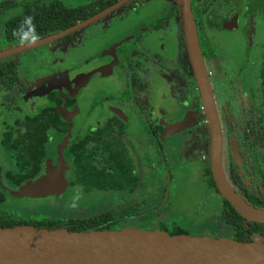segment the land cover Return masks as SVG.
I'll use <instances>...</instances> for the list:
<instances>
[{"label": "flooded vegetation", "instance_id": "flooded-vegetation-1", "mask_svg": "<svg viewBox=\"0 0 264 264\" xmlns=\"http://www.w3.org/2000/svg\"><path fill=\"white\" fill-rule=\"evenodd\" d=\"M133 1H130L126 5H129ZM138 1L142 2L141 0ZM146 1L147 4L140 5L144 7V10L148 7H151L152 9V3L155 0ZM195 2L199 8H201L202 12L206 14V24H204V28L208 31V33L215 32L218 35L219 42L215 44V47H219V54L223 60L241 59L242 62L240 60L238 61L239 67L241 70H245L248 66L249 55L253 50V46H258L259 52L255 71L257 81V102L247 105L245 108L246 112H241L242 125L238 129L235 125L236 122H238L236 116L231 117L229 116V113L221 111L218 112V110L217 112L222 133L221 162L226 178L228 179L231 165H234L238 170V174H241L243 180L248 181L252 179L254 185H256L258 188L264 189V157L262 161L259 157L260 154L264 156V149H260L256 142V136L264 135V133L250 134L247 131L250 146L246 145L243 134V125L245 121H247L249 118H257L258 115L260 118L258 123H256V126L258 127L259 125L261 130L264 132V96L260 86V73L262 69L261 58L264 52V0H191V10L193 3ZM172 6V4L168 3V5H164L159 10V14L157 13L158 15H153L152 18L137 21L136 13H138V9L141 7L137 6L133 9L132 4H130L129 7H131L133 10L129 9L125 13L123 10L120 12H116L115 10L107 16L92 23H100L101 20L103 21L105 19L99 27L95 26L88 31L85 30L92 25L90 24L87 27H84L73 33L57 38L46 45L20 53L17 55L18 59L15 57H10V59L17 62L19 73L25 83V95L19 98L14 106L8 107L1 104L0 98V106L3 109L11 108L18 110L19 106L23 104V107H25L27 113L15 118H21L25 115L31 116L45 108L55 109L58 114V127H50L48 129V142H56V140H58L55 151L60 154V151H66V148L71 143V141L81 137L88 130L102 125V123L111 114L116 115L126 126L127 122L132 119L126 111V108L129 105L127 103H129L130 100V98H127L129 93L133 100L134 111H137L139 115L137 118L140 119V123L142 122V125H144V135L148 136L149 140L153 144V147L155 148L154 151L156 155L154 157L156 160H160L163 164V170L165 173L164 183L166 184L164 187V189L166 188L165 191H170V185H168L166 181L167 174L171 175L175 168H183L188 163L195 161L199 168L202 164L201 170L203 174V168L206 166L205 163L207 162V154H200V152H190L195 148H202L205 141L208 143L206 126L205 124H200L201 130L199 131L198 135H193L192 130L186 131V129H184L188 126V122L179 113L180 110L189 108L192 106V103L195 104L197 101L196 96L194 95L196 91L191 80L185 56H180L178 52L177 32L179 27L178 30L176 29L174 31L173 36V40L175 41L177 49L176 56L178 59L182 60L179 70V76L182 78V82L175 84V94H173L176 96V102L172 107H170L169 110L168 108L163 110L158 108L157 112L159 114L154 116L151 107L146 108L140 103V100L137 96L138 93L136 92L140 90V87L142 84H144L145 86H148L149 91L147 93L151 94V97L153 96L152 93L154 88L152 87L153 83H151L153 82L152 74L145 73L144 75H141L140 71L144 70L142 65L148 61H150L152 65L157 64V66H163L161 62H163L162 60L164 58L161 56L162 53L159 51L161 48H163V42H159V39L157 38L160 36L159 32L169 28L172 16L174 14L176 15V10L175 12L173 11L169 13ZM209 7L211 12L208 10ZM14 9H18V12L15 13ZM21 9V6L11 7L0 15V21L2 22L0 26V41L6 43V45L12 46L19 43L17 39L12 41L4 40L2 30L4 21L18 14ZM151 9L149 8L150 11ZM8 10H13L14 13L9 17L7 16L4 18L7 15ZM208 12L210 13L207 14ZM161 14H163V16H161ZM123 15H129L128 18L132 16L135 18V20L131 21L132 24L125 31H123L122 24V30L112 34L108 41H105V35L107 34L108 29L113 25L122 22ZM150 20L154 22L149 24ZM196 24L197 23L195 22V26ZM146 28L147 30L141 31ZM131 36L134 37L132 38ZM197 36L199 42L200 36L198 34ZM91 40L98 42V47L85 52L86 48L88 47L86 42ZM199 47L208 77H212L214 73L212 70L210 72L208 68V61L204 59V51L202 50L200 43ZM72 48L75 53L71 55V57L74 58L72 61H70L69 65H65V57H69L67 52ZM84 53L88 54L78 59L79 56ZM64 55L66 56L63 57ZM228 55H234V58L230 59ZM29 59H33L34 61L30 64V67L24 71L22 65ZM137 60H140V62H137ZM210 61L213 70H223L222 66H217L216 69L217 64L215 59H211ZM141 62L142 64H140ZM227 66L228 64H224L225 70H227ZM97 69H99L98 73L88 76L86 75ZM71 72H73L72 76L69 75ZM97 80L102 82L96 85ZM104 81H113L116 83V87H114L113 90L109 92V89L104 87ZM234 85L235 84H232L231 87L233 91L238 89V86ZM220 88L218 90L221 91ZM211 91L213 94L212 87ZM158 100L163 101V98L160 97L157 99V101ZM101 103L104 105L102 112L97 110L92 118L86 117L89 111L92 113L95 111V109L100 108ZM117 109L121 112L122 116L123 114L126 116L125 120H123V118L115 112ZM15 118L10 121H2L0 124V139L2 132L6 129V126L11 124ZM159 120L163 124H161ZM75 122L78 123L76 124ZM157 128L158 131H155ZM183 130H185L184 133ZM167 133H169L168 136H171V139L167 140V144L169 145L168 148H172L173 155H170L171 151L169 149L166 151V153L165 150H163V143H165V140L161 139L160 136H164ZM124 136L126 139V130ZM231 136L234 138L237 146V153L240 158L242 172H240L239 167H237L231 151ZM156 141H159L161 144L162 155L158 153ZM47 143L45 147L46 157L43 161L42 173L47 159L50 160L52 165H55L58 162L57 159L48 156V154L50 155V153H48L50 149L48 148ZM63 145L64 148H62ZM131 150L134 154L132 146ZM0 151L5 152L4 156H6L7 162V151L3 149L1 144ZM134 156L138 173V162H140V160L135 154ZM63 165L66 167V169L69 168V166L64 162ZM153 165H155V162ZM140 166L144 173V180H141L139 176L140 190L137 192H144L147 189L146 187L149 186L150 177L144 171V167L141 163ZM155 166L158 167L157 165ZM1 171L2 170L0 168V173ZM207 188L209 187L207 186ZM163 195L165 197L167 196L164 193ZM168 197L171 196L169 195ZM169 204H173L172 198L171 200L169 198ZM174 211L175 210H173V213ZM153 228L168 230L162 225V222H158V225H155ZM176 228H180L183 232L189 233L187 228H183L181 226ZM218 236L230 237V232L227 235L218 234L212 237ZM258 239L263 241L261 238Z\"/></svg>", "mask_w": 264, "mask_h": 264}, {"label": "water", "instance_id": "water-1", "mask_svg": "<svg viewBox=\"0 0 264 264\" xmlns=\"http://www.w3.org/2000/svg\"><path fill=\"white\" fill-rule=\"evenodd\" d=\"M130 1L133 0H116L71 26L39 37L33 44L18 43L0 49V60L46 45L87 27ZM190 2L191 0L171 1L176 8L184 56L207 129L205 164L219 196L245 220L264 223V208L246 203L228 183L224 174L221 162V126ZM98 72L99 69L86 75ZM115 112L123 120L126 119L118 109ZM230 147L236 165L242 172L232 136ZM65 169L60 158L55 165L47 159L41 175L23 182L15 189H8L7 192L13 198L56 196L68 186L63 175ZM138 174L144 180L140 162ZM0 187L5 188L1 183ZM0 264H264V242L258 238L241 240L198 233H173L161 228L143 230L123 226L117 229L109 227L77 231L58 225L16 224L0 226Z\"/></svg>", "mask_w": 264, "mask_h": 264}, {"label": "rangeland", "instance_id": "rangeland-1", "mask_svg": "<svg viewBox=\"0 0 264 264\" xmlns=\"http://www.w3.org/2000/svg\"><path fill=\"white\" fill-rule=\"evenodd\" d=\"M17 1L22 2L27 0ZM59 1L64 5L73 7L83 5L91 0ZM141 1L142 2L135 0L130 3L132 4L133 9L137 6L141 7L138 9V13H136L137 21L152 18L153 15L159 14V10L164 5H168V3L172 4V0H155L152 3V9L151 7H148L144 10V7H142L140 4H147V1ZM130 4L123 6V8L116 10V12H120L121 10H123L125 13L129 9L133 10L131 7H129ZM210 7L208 8V10H210ZM149 8L151 9V11L149 10ZM14 10L15 13L18 12V9ZM192 10L194 20L197 23V34L200 36L199 43L202 50L204 51V59L208 61L207 64L210 72L212 70L214 73L212 77L209 76V80L213 89V96L216 100L217 110L218 112L221 111L229 113V116L231 117L236 116L238 122H236L235 125L238 129L242 125L241 112H246L245 108L247 107V105L257 102V81L255 71L259 52L258 46H253V50L249 55L248 66L245 70H241L238 64L239 60L242 62L241 59L223 60V58L220 57L219 47H215V44L219 42L218 35L215 32L208 33V31L204 28V24H206V14L202 12L201 8H199L196 2L193 3ZM14 12L13 10H8L7 15L4 18H6L7 16H11ZM210 12H208L207 14H209ZM126 16L123 15L122 22H119L118 24H115L108 29L107 34L105 35V41H108L112 34L122 30V24L123 31H125L132 24L131 21L135 20V18L132 16L130 18H128L129 15ZM161 16H163V14H161ZM152 20H150L149 24L154 22H152ZM103 21L101 20L100 23H94L85 30L88 31L95 26L99 27ZM1 24L2 22L0 21V26ZM147 28L141 31L147 30ZM166 29L159 32L160 36L157 38L159 39V42H163V48L159 50L160 53H162L161 56H163L164 58L162 60L163 62H161L163 66L160 67L157 66V64L152 65L151 62L148 61L142 65L144 70L140 71L141 75H144L145 73L152 74L153 82L151 83H153L152 87L154 88V91L152 93L153 96L151 97V94L147 93L149 89L148 86H145L144 84H142L140 90L136 91L138 93L136 94L140 100V103L146 108L151 107L154 116H157V114H159L157 112L158 108L160 110H163L165 108L173 106V104L176 102V96L173 95L175 94V84L182 82V78L179 76V70L182 60L178 59L176 56L177 49L175 41L173 40L174 31L176 29L178 30V21L175 14L170 20L169 28ZM131 37L133 38L134 36ZM86 44H88V47L86 48L85 52L98 47V42H96L95 40L86 42ZM8 46L11 45H6V43L0 41V49ZM74 53L75 51L72 48L67 52V54L69 55L68 58L65 57L66 55L63 56L66 58L65 65L70 64V61H72V59L74 58L71 57V55H73ZM87 54L88 53L82 54L78 59L86 56ZM228 56L230 59L234 58V55ZM13 57L18 59L17 55ZM211 59H215L217 64L216 69L217 66H222L223 70H213L210 61ZM33 61V59H29L28 61H26V63H23V70L25 71V69H28ZM137 62H140V60H137ZM140 64H142V62ZM224 64H228L229 67H226L227 70H225ZM69 75L72 76L73 72L69 73ZM101 82L102 81L97 80L96 85L100 84ZM103 84L104 87H107L108 89H113L114 87H116L113 81H104ZM232 84L238 86V89L233 91L231 88ZM219 88L221 89V91L218 90ZM194 95L196 96V92ZM160 97L163 98V101H157V99ZM127 98H130L129 103H127L129 104L126 108L127 113L131 116V118H135V121H138V123L142 125L143 123H140V119L137 118V116H139L138 112L134 111L133 100L129 93ZM100 106V108L95 109V111H93L92 113H90L89 111L86 117L92 118L97 110L99 112H102L104 108L103 103H101ZM25 113H27V111L25 110V107H23V104L19 106L18 110L11 108L3 109L0 106V124L4 120L10 121L13 118L20 117ZM179 113L188 122V126L184 129H186V131L192 130L193 135H198L199 131L201 130L200 124H204V119L200 110L199 102L196 101L195 104L192 103V106L185 110H180ZM159 122L161 123L160 120ZM142 126L143 127L141 128V130L143 131L145 128L144 125ZM184 131L185 130H183V133ZM57 143L58 140H56V142L49 141L47 143V146L50 149V151L48 152L50 153V155L48 154V156H51L52 158H55L57 160L60 158L65 164L69 166V159L66 151H60V154L55 151ZM64 145L62 148H64ZM4 154L5 152L0 151L1 170H3L2 167L7 164L6 156H4ZM150 161L148 158H145L143 160V166L145 167L144 171L150 177V187H146L147 189L144 192H102L96 190L83 192L74 181L71 170L67 168L66 170H64V177L68 183V186L60 194L56 196L47 195L39 198L12 197L11 199L9 198L5 202L0 204V210L9 211L22 217L42 216L48 217L50 219L58 218L62 223H64L68 218H72L75 216L78 217L80 215L108 208L113 210L112 213L115 216H119L120 208L130 207L133 209L134 213H142L148 216L149 219L146 218L142 220L140 219L141 217L139 215L133 218V220H136L135 224L133 225L143 230H152L155 225H158V222H162V225L165 226L168 230H174L176 229V227L181 226L183 228H187L190 234L198 233L201 235L216 236L218 234L227 235L230 232L229 227L225 225L219 217V212L221 209V197L211 188H208V190L206 189L204 191L205 184L203 181H205V176L203 174V179L201 178L199 172L194 177V173L197 170L191 168L190 166L188 167V169L179 167L176 174L177 177L175 176V173H172L171 175L167 174L166 181L168 185H170V191H165L166 188L164 189V187L166 186V184L164 183V170L160 166L156 167L155 165H153L152 161ZM140 162L142 164L141 160ZM156 170L158 172H156ZM181 174H183V180H181V182L177 179L176 181H174L175 178H180ZM193 177L194 181L192 182L191 180ZM163 193L167 196L165 197ZM169 195L171 197H168ZM169 198L170 200L171 198L173 199V204H169ZM197 198L198 203L194 205V201ZM200 198L201 200L199 201ZM73 204H75L76 206L73 207ZM173 210H175L174 213Z\"/></svg>", "mask_w": 264, "mask_h": 264}, {"label": "trees", "instance_id": "trees-1", "mask_svg": "<svg viewBox=\"0 0 264 264\" xmlns=\"http://www.w3.org/2000/svg\"><path fill=\"white\" fill-rule=\"evenodd\" d=\"M115 0H91L78 6H67L59 0H1L0 15L8 8L21 6V11L4 21L3 37L6 41L18 40L14 30L18 29L26 17L32 18L35 32L39 37L73 25L76 21L85 19ZM172 6L170 12H175ZM178 52L184 57L181 34L177 32ZM260 86L264 96V52L261 58ZM25 83L19 73L17 62L4 58L0 60V98L4 106H14L16 101L23 97ZM260 116L249 118L243 125V134L247 146H250L247 131L250 134L264 133L261 127L256 126ZM58 114L55 109H42L35 114L15 118L2 132L0 144L7 151V164L0 173V204L12 197L8 189H15L27 180H33L42 174L43 161L46 157V143L48 129L58 127ZM155 130V129H154ZM158 131V128L155 130ZM125 125L116 116L111 114L100 126L88 130L84 135L71 141L66 148L69 159V169L74 181L83 192L90 190L127 191L140 190V179L137 173L135 156L130 143L125 139ZM260 149H264V135L256 136ZM202 148H195L190 153L207 154V141ZM158 153L162 155L161 144L156 141ZM263 160V155H259ZM205 182L209 188L218 194L207 166L203 168ZM227 179V178H226ZM228 183L251 206L264 208V189L254 185L253 180H243L238 174L236 166L231 165L228 174ZM219 195V194H218ZM221 221L230 227V237L238 239L261 238L264 241V223L250 222L242 218L229 203L221 198ZM119 216L113 210L103 209L84 215L68 218L62 223L58 218L22 217L9 211L0 210V226L16 224L40 223L47 226H65L72 230L83 231L99 228H120L123 226L136 227L135 218L149 219L147 215L134 213L130 207L120 208ZM138 228V227H136ZM183 232L180 228L171 231Z\"/></svg>", "mask_w": 264, "mask_h": 264}, {"label": "crops", "instance_id": "crops-1", "mask_svg": "<svg viewBox=\"0 0 264 264\" xmlns=\"http://www.w3.org/2000/svg\"><path fill=\"white\" fill-rule=\"evenodd\" d=\"M112 77V76H111ZM114 85L116 86V83H114ZM113 89H110L109 88V92H111ZM170 109V107L168 108V110ZM136 119L135 118H132L129 122H127V124H126V126H125V130H126V140L131 144V146H132V149H133V151H134V154L137 156V158L139 159V160H141L142 161V166L144 165L143 164V160L145 159V158H148L149 159V161L151 160L152 161V163H154L155 162V165H157V166H160V167H162V169H163V164H162V162L160 161V160H156L155 159V151H154V147H153V144H152V142L149 140V138H148V136H145L144 135V130L142 131L141 130V128L143 127L141 124H139L138 123V121L136 122L135 121ZM143 132V133H142ZM169 135V133H167V134H165L164 136H160L161 137V139H164L165 140V143H163V150H165V153H166V151L169 149L170 151V155H173L172 154V148H168V144H167V140H169V139H171V136H168ZM160 158V157H159ZM158 158V159H159ZM162 160V159H161ZM150 161V162H151ZM141 163V162H140ZM191 167V168H193V169H195V170H197L195 173H194V177L197 175V173L199 172V174H200V176H201V178L203 179V175H202V170H201V166H200V168H199V166H198V164L195 162V161H193V162H190V163H188L187 165H185V167H183V169H188V167ZM144 167V166H143ZM145 168V167H144ZM179 168H175L174 170H173V172L172 173H175V176L177 177V170H178ZM156 172H158L157 170H156ZM182 176H183V174H181V176H180V178H175L174 179V181H176V179L178 180V181H180L181 182V180H183L182 179ZM189 176V175H188ZM187 176V177H188ZM194 177L192 178V182L194 181ZM156 178H157V176H156ZM204 182V184H205V181H203ZM208 190V188H207V186H206V184H205V188H204V191L205 190ZM204 191H203V193H204ZM201 200V198L199 199V201ZM198 203V198L197 199H195V201H194V205L195 204H197Z\"/></svg>", "mask_w": 264, "mask_h": 264}, {"label": "clouds", "instance_id": "clouds-1", "mask_svg": "<svg viewBox=\"0 0 264 264\" xmlns=\"http://www.w3.org/2000/svg\"><path fill=\"white\" fill-rule=\"evenodd\" d=\"M13 34L18 37V42L21 45L33 44L39 39L31 17H26L21 26L14 30ZM72 206L75 207L76 205L73 204Z\"/></svg>", "mask_w": 264, "mask_h": 264}, {"label": "bare ground", "instance_id": "bare-ground-1", "mask_svg": "<svg viewBox=\"0 0 264 264\" xmlns=\"http://www.w3.org/2000/svg\"><path fill=\"white\" fill-rule=\"evenodd\" d=\"M55 179H57L56 176H55Z\"/></svg>", "mask_w": 264, "mask_h": 264}]
</instances>
